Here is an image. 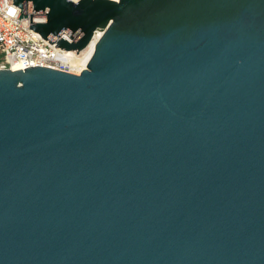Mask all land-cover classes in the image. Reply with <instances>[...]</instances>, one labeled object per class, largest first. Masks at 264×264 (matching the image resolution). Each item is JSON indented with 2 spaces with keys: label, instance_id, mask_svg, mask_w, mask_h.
I'll return each instance as SVG.
<instances>
[{
  "label": "water",
  "instance_id": "obj_1",
  "mask_svg": "<svg viewBox=\"0 0 264 264\" xmlns=\"http://www.w3.org/2000/svg\"><path fill=\"white\" fill-rule=\"evenodd\" d=\"M12 4L102 35L0 66V264H264V0Z\"/></svg>",
  "mask_w": 264,
  "mask_h": 264
},
{
  "label": "built area",
  "instance_id": "obj_2",
  "mask_svg": "<svg viewBox=\"0 0 264 264\" xmlns=\"http://www.w3.org/2000/svg\"><path fill=\"white\" fill-rule=\"evenodd\" d=\"M74 3L79 0H70ZM118 2L119 0H110ZM21 9L12 4V0H0V66L19 65L23 62H37L41 65L80 74L81 56L67 55L62 49L56 50L49 42L29 29V21L16 19ZM37 22L45 21L44 13H27ZM98 36L92 46L101 37ZM89 51V50H88ZM77 62V63H76Z\"/></svg>",
  "mask_w": 264,
  "mask_h": 264
},
{
  "label": "bare ground",
  "instance_id": "obj_3",
  "mask_svg": "<svg viewBox=\"0 0 264 264\" xmlns=\"http://www.w3.org/2000/svg\"><path fill=\"white\" fill-rule=\"evenodd\" d=\"M34 21H36V19L34 18ZM93 49V46H91L89 48V51H87V53L83 56V57H80V60L78 61V63L82 64V62L85 60V58L88 56V54L90 53V51ZM77 63V62H76Z\"/></svg>",
  "mask_w": 264,
  "mask_h": 264
}]
</instances>
